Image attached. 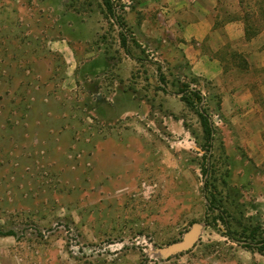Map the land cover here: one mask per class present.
I'll list each match as a JSON object with an SVG mask.
<instances>
[{
  "label": "rangeland",
  "instance_id": "1",
  "mask_svg": "<svg viewBox=\"0 0 264 264\" xmlns=\"http://www.w3.org/2000/svg\"><path fill=\"white\" fill-rule=\"evenodd\" d=\"M54 1L0 0L17 15L0 23V231L14 233L0 237V264H264L211 217L205 225L203 185L221 191V145L242 224L263 230L264 166L200 82L216 128L207 151L195 111L176 95L189 69L168 32V0H116L140 63L125 55L100 0H59L60 10ZM65 15L87 29L68 28ZM63 41L67 59L49 49ZM154 63L171 94L157 90ZM194 229L188 249L170 250Z\"/></svg>",
  "mask_w": 264,
  "mask_h": 264
},
{
  "label": "crops",
  "instance_id": "2",
  "mask_svg": "<svg viewBox=\"0 0 264 264\" xmlns=\"http://www.w3.org/2000/svg\"><path fill=\"white\" fill-rule=\"evenodd\" d=\"M168 4L173 13L168 32L189 72L215 88L218 113L230 122V130L241 131L252 161L264 166V0H168ZM53 7L60 10L59 0ZM16 17L13 9L0 10V23H13ZM67 17L63 16L68 28L87 29L88 20H79L74 27ZM49 49L65 58L71 52L65 41ZM103 63L107 67L108 61ZM198 86L191 88L204 96V88Z\"/></svg>",
  "mask_w": 264,
  "mask_h": 264
},
{
  "label": "trees",
  "instance_id": "3",
  "mask_svg": "<svg viewBox=\"0 0 264 264\" xmlns=\"http://www.w3.org/2000/svg\"><path fill=\"white\" fill-rule=\"evenodd\" d=\"M101 1V12L112 20L115 26L119 30V39L120 46L123 49L126 56L135 62H144L145 60L137 59L133 56L130 42L128 40V34L125 30L124 22L122 21L121 16L118 14L119 10L124 9L127 6H122L116 2V0H100ZM183 61V60H182ZM184 62V61H183ZM157 65L158 71V86L157 90L164 94H171L168 91L167 84L165 81L164 74L161 73V65ZM187 66V64L185 63ZM188 80L187 82L181 83L178 87L176 95H181L180 101L191 111H195L199 119V124L203 131V137L206 143L207 151L210 153L212 148V141L216 135V128L212 122V119L205 108L204 96L201 91L196 88H191V85L198 86L201 82V79L193 76L190 72L188 76H185ZM159 83L163 84L164 87H161ZM215 108L217 111H220V98L216 97ZM220 157L223 159L225 164L224 176L220 181L221 191L217 187L210 183L207 179L203 185L204 200L206 202V213H205V225L210 226L209 219L211 217L212 226L218 227L221 225L223 227V236L230 242L236 243L241 248L246 249L250 252H257L258 254L264 256V230L259 223L254 226H244L242 220L244 218V206H241L242 209H239L240 206L236 199L238 195L233 192L229 187V184L226 180L228 177V165H227V156L223 146L220 147ZM212 171L211 163L206 161L205 166L202 168V173L205 177L210 178ZM222 193L226 194L228 199H230V204L239 209L238 216L233 218L232 214L227 210L225 206V201L222 196ZM228 201V200H227ZM14 236L13 232L2 233L0 231V237H12Z\"/></svg>",
  "mask_w": 264,
  "mask_h": 264
},
{
  "label": "water",
  "instance_id": "4",
  "mask_svg": "<svg viewBox=\"0 0 264 264\" xmlns=\"http://www.w3.org/2000/svg\"><path fill=\"white\" fill-rule=\"evenodd\" d=\"M159 85H160L161 87H164V85L161 84V83H159ZM177 96H178L179 98L181 97L180 94L177 95ZM196 235H197V230H195V229L192 230L191 233H190V234H189V235L183 240L182 243H180V244H178V245H175V246H172V247L170 248V250H172V251L175 252V253L185 251L186 249H188V248L192 245V243H193V241H194Z\"/></svg>",
  "mask_w": 264,
  "mask_h": 264
}]
</instances>
